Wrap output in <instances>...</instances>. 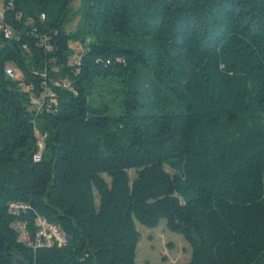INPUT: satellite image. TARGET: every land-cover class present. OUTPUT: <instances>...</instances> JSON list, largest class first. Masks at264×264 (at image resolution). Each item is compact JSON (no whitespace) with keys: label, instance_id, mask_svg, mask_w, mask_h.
I'll list each match as a JSON object with an SVG mask.
<instances>
[{"label":"trees","instance_id":"16d2710c","mask_svg":"<svg viewBox=\"0 0 264 264\" xmlns=\"http://www.w3.org/2000/svg\"><path fill=\"white\" fill-rule=\"evenodd\" d=\"M73 1L0 0V264H136L162 219L187 264H264V0ZM38 217L65 243L20 242Z\"/></svg>","mask_w":264,"mask_h":264},{"label":"rangeland","instance_id":"374dc122","mask_svg":"<svg viewBox=\"0 0 264 264\" xmlns=\"http://www.w3.org/2000/svg\"><path fill=\"white\" fill-rule=\"evenodd\" d=\"M79 4L80 0H74L72 5L77 9ZM77 22L78 18L68 25V30H73ZM80 50L81 48L77 49V53ZM15 71L17 73L16 78H21V74L17 70ZM145 85V81L141 78L134 82V87L141 92H144ZM124 86H126V82H117L114 84L117 91H114L113 94L108 92V88L102 92H100V89H95L89 97L96 98V105H100L102 101L106 100L109 102L110 113L117 115L122 108L120 102L123 96L121 91ZM100 94H104L102 99H100ZM138 98L140 101L144 100L141 94L138 95ZM40 135L42 136L41 133ZM129 175L131 179H134L136 171L129 170ZM105 178L110 181L108 176L105 175ZM136 226L141 236L137 247L136 264H187L191 260V246L182 235L168 228L165 219H162L156 227H147L138 222H136Z\"/></svg>","mask_w":264,"mask_h":264},{"label":"built area","instance_id":"2783aa9c","mask_svg":"<svg viewBox=\"0 0 264 264\" xmlns=\"http://www.w3.org/2000/svg\"><path fill=\"white\" fill-rule=\"evenodd\" d=\"M4 16H5L4 7L2 2H0V33L4 34V36L7 38H11L15 35V32L10 25L4 22ZM44 18L45 15L42 14V19ZM81 51L82 49L79 52ZM80 58H81L80 54H78L73 58V60L79 63L81 60ZM6 72L8 75H10L13 78L17 77L16 71L11 66H8L6 68ZM61 84L65 87L70 88V84L68 81H64V82L56 81V85H61ZM48 94L53 96V93L51 92H49ZM32 103L38 108H40L42 105L41 101L34 96H32ZM36 133L38 135V140H37V152L34 155V159L36 161H39L41 159L42 150L45 147V143H44V136H41L38 130H36ZM29 208H30L29 204L21 201H12L9 203V211L14 214H18L21 211H25ZM37 224H38V229L34 234H31L27 225L19 220L14 221L12 223V227L17 231L19 241L26 246H31L34 250L41 247H51L56 242L59 245L65 243L66 237L56 225L47 222L45 219L41 217L37 218Z\"/></svg>","mask_w":264,"mask_h":264}]
</instances>
